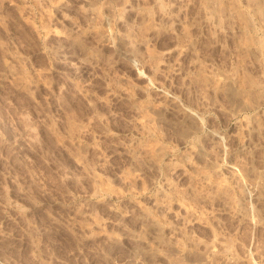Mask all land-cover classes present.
<instances>
[{
	"label": "rangeland",
	"instance_id": "374dc122",
	"mask_svg": "<svg viewBox=\"0 0 264 264\" xmlns=\"http://www.w3.org/2000/svg\"><path fill=\"white\" fill-rule=\"evenodd\" d=\"M0 264H264V0H0Z\"/></svg>",
	"mask_w": 264,
	"mask_h": 264
}]
</instances>
